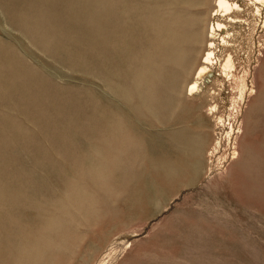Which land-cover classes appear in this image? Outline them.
Here are the masks:
<instances>
[{
    "label": "rangeland",
    "instance_id": "1",
    "mask_svg": "<svg viewBox=\"0 0 264 264\" xmlns=\"http://www.w3.org/2000/svg\"><path fill=\"white\" fill-rule=\"evenodd\" d=\"M168 1L173 24L167 0H0V264H264L263 19L235 0L245 94L207 74L189 93L229 20ZM197 139L195 178L174 150Z\"/></svg>",
    "mask_w": 264,
    "mask_h": 264
},
{
    "label": "bare ground",
    "instance_id": "2",
    "mask_svg": "<svg viewBox=\"0 0 264 264\" xmlns=\"http://www.w3.org/2000/svg\"><path fill=\"white\" fill-rule=\"evenodd\" d=\"M201 1V0H200ZM206 2V0H203ZM245 1V4L247 5V7H251L252 6V11L254 13V15H260L261 18L263 19V22H264V0H244ZM178 2V1H177ZM182 2H184V4H189V6H192L193 4H196V2H198V0H183ZM214 2L216 3L215 5L217 6V9L212 10V12L214 13V15L218 14L219 12H221L223 15H227L228 17V20H229V24L226 23V22H223L221 19L219 18H216L214 20H211L209 26H208V31H207V38L204 40L205 36V32H206V27L204 26L205 32H198L197 34H194L193 37L190 35L191 31L189 29H185L184 27H187L189 28V25L186 26V23L187 22L185 21V26H183L182 31L185 30L186 31H190L188 32L189 35H190V38L188 40H192L191 42L194 43V45L197 44V39H199L200 41L198 42L199 44L197 45H202V41L204 40V45H205V51H204V54H203V57L201 55L202 58H200V62L199 63V68L196 70L197 71V77L194 81H192L189 86H188V91L189 93H192L199 88V79H201L205 74H207L208 76H214L215 78V82H218V81H227L229 82L232 87L237 90V93L239 95V97L243 96L247 90V87H248V77H249V63L250 62V59H251V52L248 53V61H247V65L245 63V65L243 64L244 69L242 70V72L238 71L237 70V67H238V63H237V59H238V56H239V52L241 51L242 48V45H241V42L240 40L243 39V40H246V43H247V46L249 47H253L254 44H255V38H254V30L256 29L255 26H252L251 30H249L248 33H242V30H239L237 29L234 33H231L229 30H228V25H231L233 24L234 26H237L239 25L238 23H242V20L240 18H238L237 15H232V13L234 12H238V11H241V10H244V8L242 7V5L240 3H238V1H233V0H214ZM162 3V2H161ZM163 4V3H162ZM160 4V5H162ZM176 4V3H175ZM183 4V5H184ZM192 4V5H190ZM165 5L169 8V10H165L164 12H162L163 14V20L165 22H167V20H169V22L172 20L173 22V19H171V17H177L178 15L175 16V13L177 11H174L173 9V6L170 7V5H172V1H168L165 3ZM203 7L204 5L206 4H202ZM164 6V7H166ZM181 7V6H180ZM198 7V6H197ZM167 8V9H168ZM200 8V6L198 7ZM171 10V11H170ZM185 13V12H184ZM161 14V13H160ZM170 14H174L172 16H170ZM177 14H179V12H177ZM188 15V14H187ZM213 15V16H214ZM198 16V15H197ZM212 16V15H211ZM212 16V17H213ZM185 17V16H184ZM183 17V19H184ZM199 17V16H198ZM158 18V17H157ZM181 18L180 14H179V19ZM176 21H175V25L178 24V20L177 18H175ZM182 19V20H183ZM198 19V18H197ZM202 19V17H201ZM200 19V21H201ZM158 20V19H157ZM160 20V19H159ZM181 20V21H182ZM204 19H202L203 21ZM260 20V19H259ZM180 21V22H181ZM199 21V20H198ZM155 22V21H153ZM168 22V23H169ZM172 22H170L169 24H171ZM177 22V23H176ZM247 22V21H246ZM201 23V22H200ZM231 23V24H230ZM259 23V22H258ZM154 24V23H153ZM159 24V22H158ZM166 24V23H165ZM173 24V23H172ZM180 24V23H179ZM264 24V23H263ZM262 24V25H263ZM156 26V25H154ZM168 25L167 28H161V30L163 29H167V32H164L167 33V35H169L170 37V32L172 31V29H174V26L173 28ZM181 26V27H182ZM202 26V27H203ZM158 27H161V26H158ZM166 27V25H165ZM201 27V28H202ZM263 27V26H262ZM157 28V27H156ZM171 28V30H170ZM195 28V27H194ZM194 28H191V29H194ZM203 29V28H202ZM159 30V28L157 29ZM161 30L159 31L160 34L162 33ZM175 30V29H174ZM261 30V29H260ZM181 31V30H179ZM178 31V33H179ZM202 31V30H201ZM163 32V33H164ZM175 32H177L175 30ZM172 33V32H171ZM183 33V32H182ZM196 33V31H195ZM204 33V34H203ZM223 33V35H222ZM173 34H174V31H173ZM199 34V35H198ZM200 34L202 35L201 37H203L202 39H200ZM180 35H184V34H180ZM178 34V36H180ZM159 36V35H157ZM162 37V36H161ZM165 37H168L165 35ZM173 37V36H172ZM183 37V36H182ZM176 38V37H175ZM178 38V37H177ZM180 38V37H179ZM196 39V43L194 42L193 39ZM161 39V38H159ZM157 39V40H159ZM168 39V38H167ZM171 39H174V38H171ZM169 40V39H168ZM175 40V39H174ZM179 40V39H178ZM177 40V42H178ZM202 40V41H201ZM234 40V41H238V43L236 44H232L231 41ZM164 41V40H163ZM170 41V40H169ZM160 43L162 42L161 40L159 41ZM167 42V40L165 41ZM190 42V41H189ZM202 42V43H200ZM157 43V41H156ZM160 43H158V45H156L158 48V50L160 49ZM169 43V42H168ZM173 43V44H172ZM174 43L176 44V42H171L170 45L172 44L173 46L171 47L173 49H175V47L177 48V46H174ZM192 43V44H193ZM163 44V43H161ZM167 44V43H166ZM260 44V43H259ZM262 44V43H261ZM169 45V44H168ZM263 46V45H262ZM170 47V46H169ZM163 49V47H162ZM164 49H167L164 48ZM173 49V50H174ZM204 49V47H203ZM217 49H219L220 53L219 55L217 56V52L218 51ZM171 50L170 48L167 50L169 51ZM166 51V52H167ZM172 51V50H171ZM176 51V49H175ZM163 52H165V50H163ZM165 52V53H166ZM174 52V51H173ZM203 52V50H202ZM161 53V50L160 52ZM158 53V54H159ZM169 53H171L169 51ZM161 55V54H159ZM168 55V54H167ZM203 59V60H202ZM202 60V61H201ZM218 68V70L220 71V74L218 76L214 75V71H215V68ZM204 78V77H203ZM208 82V81H207ZM203 83V82H202ZM202 87V86H201ZM251 89V88H250ZM254 87L251 89V91H254ZM209 92L211 91L210 88L208 90ZM220 94H221V91H220ZM212 97V96H211ZM206 101V100H205ZM202 102V101H201ZM208 102V101H207ZM216 104V103H215ZM235 105V102L233 103ZM233 106V105H232ZM210 108V107H209ZM217 106L216 105H212L210 110L211 111H214L216 110ZM221 121H222V118H221ZM232 129V128H231ZM184 131V130H183ZM178 134V133H177ZM180 135V134H178ZM200 135V134H199ZM171 137H173L171 135ZM197 137H200V136H197ZM202 138V137H201ZM173 139V138H172ZM177 139V138H176ZM199 139V138H198ZM198 139L195 141V140H192L190 142V140H188L185 144H179V145H176L177 147L175 148L174 152L176 151V154L178 152V155L180 156L179 160L180 162H185V164L183 165L186 169L190 170L191 172L193 171L194 172V176L195 178L198 177V174L201 173L202 171V163H201V159H202V142L198 141ZM204 142V141H203ZM173 143V142H172ZM174 144V143H173ZM164 144L163 142H161V140H159V147L160 149L161 148H164ZM234 146V145H233ZM175 147V146H174ZM166 150H164L165 152ZM233 153L236 152L235 151H232ZM235 156V155H234ZM232 155V157H234ZM172 163H176L174 165L176 166H181L182 167V164H179V162H175L172 160Z\"/></svg>",
    "mask_w": 264,
    "mask_h": 264
}]
</instances>
